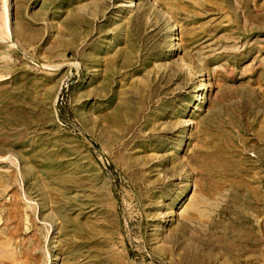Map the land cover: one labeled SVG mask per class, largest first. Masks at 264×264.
<instances>
[{
  "label": "rangeland",
  "instance_id": "1",
  "mask_svg": "<svg viewBox=\"0 0 264 264\" xmlns=\"http://www.w3.org/2000/svg\"><path fill=\"white\" fill-rule=\"evenodd\" d=\"M128 4L0 0V264H264V0Z\"/></svg>",
  "mask_w": 264,
  "mask_h": 264
},
{
  "label": "bare ground",
  "instance_id": "2",
  "mask_svg": "<svg viewBox=\"0 0 264 264\" xmlns=\"http://www.w3.org/2000/svg\"><path fill=\"white\" fill-rule=\"evenodd\" d=\"M137 1L138 0H129V4L128 6H126L127 8H132V7H135L137 6ZM3 4H4V8H5V14H6V17H7V20L9 21L10 19V15L11 13H13L14 11V6H13V0H3ZM171 31L174 32V27L171 28ZM175 35V34H174ZM203 96L204 94L203 93H198L197 94V99L202 101L203 100ZM138 121V120H137ZM19 233V232H18ZM15 236V235H14ZM236 237V236H235ZM239 239V238H238ZM11 243H9L10 245ZM7 245V247L9 246ZM27 254V253H26ZM26 256V255H25ZM28 257V256H27ZM35 259V258H34ZM49 264V263H48Z\"/></svg>",
  "mask_w": 264,
  "mask_h": 264
}]
</instances>
